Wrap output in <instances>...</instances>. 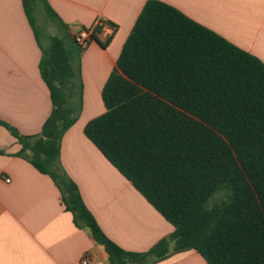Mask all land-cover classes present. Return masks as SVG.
Returning <instances> with one entry per match:
<instances>
[{
  "label": "trees",
  "instance_id": "obj_1",
  "mask_svg": "<svg viewBox=\"0 0 264 264\" xmlns=\"http://www.w3.org/2000/svg\"><path fill=\"white\" fill-rule=\"evenodd\" d=\"M39 3L65 32L40 45L53 109L37 136L0 125L22 144L18 156L52 178L76 225L105 247L110 264H157L190 250L208 264H264V63L174 6L146 2L103 88L106 110L84 129L175 228L147 251H126L61 165L62 139L82 111L83 50L46 0H23L36 37ZM99 33L96 25L91 40Z\"/></svg>",
  "mask_w": 264,
  "mask_h": 264
},
{
  "label": "crops",
  "instance_id": "obj_2",
  "mask_svg": "<svg viewBox=\"0 0 264 264\" xmlns=\"http://www.w3.org/2000/svg\"><path fill=\"white\" fill-rule=\"evenodd\" d=\"M148 0H46L74 34L93 29L104 19L117 29L106 48L91 40L81 57L82 111L61 143V165L73 180L96 221L126 251L144 252L175 231L84 133L105 112L103 88ZM217 32L264 63V0H160ZM39 3L42 39L24 9L23 0H0V121L26 136H37L53 105L42 79L40 45L50 36H65L48 20ZM61 28V29H60ZM54 32V33H53ZM22 144L0 125V264H110L105 247L90 230L76 225L62 194L48 175L18 156ZM7 179L10 182H7ZM157 264H208L195 250Z\"/></svg>",
  "mask_w": 264,
  "mask_h": 264
},
{
  "label": "built area",
  "instance_id": "obj_3",
  "mask_svg": "<svg viewBox=\"0 0 264 264\" xmlns=\"http://www.w3.org/2000/svg\"><path fill=\"white\" fill-rule=\"evenodd\" d=\"M97 26L100 27L99 36L102 37L104 40L110 38L115 32V27L107 20L104 19L100 20L97 23ZM92 31L93 29H81L74 34V39L76 43L83 51L88 47L89 43L91 42ZM7 182H10V180L7 179ZM91 263L92 260L88 256L82 259V264H91Z\"/></svg>",
  "mask_w": 264,
  "mask_h": 264
},
{
  "label": "rangeland",
  "instance_id": "obj_4",
  "mask_svg": "<svg viewBox=\"0 0 264 264\" xmlns=\"http://www.w3.org/2000/svg\"><path fill=\"white\" fill-rule=\"evenodd\" d=\"M37 29H38V34L40 35V38L43 39V38L45 37V35H46V30H45V28H43V27L41 26V24L37 22ZM53 33H54V32H53ZM225 196H226V192H225V191L217 192V193L214 195V197L211 198V200H210V204H211V205L215 204V203L218 202L219 200L225 198Z\"/></svg>",
  "mask_w": 264,
  "mask_h": 264
},
{
  "label": "water",
  "instance_id": "obj_5",
  "mask_svg": "<svg viewBox=\"0 0 264 264\" xmlns=\"http://www.w3.org/2000/svg\"><path fill=\"white\" fill-rule=\"evenodd\" d=\"M177 245V239H173L169 244V252L173 253Z\"/></svg>",
  "mask_w": 264,
  "mask_h": 264
}]
</instances>
